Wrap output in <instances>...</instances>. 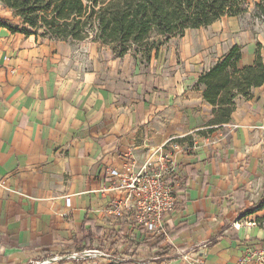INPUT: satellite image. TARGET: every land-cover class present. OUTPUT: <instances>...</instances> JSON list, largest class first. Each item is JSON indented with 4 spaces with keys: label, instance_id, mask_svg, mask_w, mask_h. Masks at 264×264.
<instances>
[{
    "label": "crops",
    "instance_id": "1",
    "mask_svg": "<svg viewBox=\"0 0 264 264\" xmlns=\"http://www.w3.org/2000/svg\"><path fill=\"white\" fill-rule=\"evenodd\" d=\"M240 17L188 31L204 35L186 33L179 55L173 39L149 64L0 26V264H264V85L210 133L198 84L235 45L245 67L260 44L264 65ZM0 23H22L1 0ZM163 160L177 200L154 235L110 213V172Z\"/></svg>",
    "mask_w": 264,
    "mask_h": 264
},
{
    "label": "trees",
    "instance_id": "2",
    "mask_svg": "<svg viewBox=\"0 0 264 264\" xmlns=\"http://www.w3.org/2000/svg\"><path fill=\"white\" fill-rule=\"evenodd\" d=\"M250 0H1L21 19V26L0 23L12 34L56 42H92L114 58L132 53L149 64L173 39L208 28L224 18L248 13ZM253 21L264 24V0L254 4ZM253 66L241 65L242 48L235 45L198 81L204 99L213 106L209 132L228 124L235 101L248 98L264 85V65L258 44ZM264 197L255 208L262 209ZM260 222H264V219ZM164 243L158 239L153 248Z\"/></svg>",
    "mask_w": 264,
    "mask_h": 264
},
{
    "label": "built area",
    "instance_id": "3",
    "mask_svg": "<svg viewBox=\"0 0 264 264\" xmlns=\"http://www.w3.org/2000/svg\"><path fill=\"white\" fill-rule=\"evenodd\" d=\"M172 142L173 140H170L169 144ZM110 175L117 180V184L111 188L120 193V196L111 202L110 213L116 218L130 215L136 225L145 232L162 235L165 218L175 211L177 200V183L166 162L163 160L157 165L149 163L139 171H133L131 168L125 172L113 170ZM106 191L108 189H104V192ZM87 254L92 258L101 256L98 251H88ZM191 264H200V261Z\"/></svg>",
    "mask_w": 264,
    "mask_h": 264
},
{
    "label": "rangeland",
    "instance_id": "4",
    "mask_svg": "<svg viewBox=\"0 0 264 264\" xmlns=\"http://www.w3.org/2000/svg\"><path fill=\"white\" fill-rule=\"evenodd\" d=\"M260 0H250L249 1V10H248V13L246 14H242L241 17H240V24L243 23L244 25H246L249 29H250V32L253 34L254 38L256 40H258L259 38L262 39V41H264V24L262 23H259V22H256V21H253L251 19V15L254 13V4L256 2H259ZM204 35V31H201V32H189L187 33V36H190L192 34H199V35ZM179 41H180V38L173 41L172 43H177L176 45V49H174V52L179 55ZM170 43V42H169ZM166 47V46H165ZM164 51V50H163ZM133 55V54H131ZM134 56V55H133ZM102 62H106L107 63V58H103L102 57ZM261 211L263 210V212L260 214V217L257 219V221H262L264 219V205H263V208L260 209ZM260 224L262 226H264V222H260Z\"/></svg>",
    "mask_w": 264,
    "mask_h": 264
}]
</instances>
